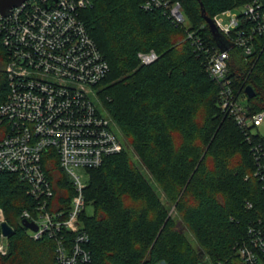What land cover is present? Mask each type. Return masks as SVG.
I'll list each match as a JSON object with an SVG mask.
<instances>
[{"label":"trees","instance_id":"trees-1","mask_svg":"<svg viewBox=\"0 0 264 264\" xmlns=\"http://www.w3.org/2000/svg\"><path fill=\"white\" fill-rule=\"evenodd\" d=\"M90 1L81 15L109 65L98 97L122 149L85 174L80 220L89 237L87 264H243L234 247L249 222L264 217V189L253 176L245 135L221 112L219 85L187 34L197 31L215 44L204 16L249 0H179L186 26L160 10H142V0ZM258 43L254 56L231 49L227 62L250 114L264 110V37ZM149 51L157 60L140 65L137 53ZM5 60L0 46V105ZM5 132L0 125V140ZM254 139L264 145V133ZM44 159L54 193L50 209L66 212L74 187L52 153ZM26 190L16 176L0 172V211L13 230L0 264H53V240H33L21 225L22 211L34 207Z\"/></svg>","mask_w":264,"mask_h":264},{"label":"built area","instance_id":"built-area-1","mask_svg":"<svg viewBox=\"0 0 264 264\" xmlns=\"http://www.w3.org/2000/svg\"><path fill=\"white\" fill-rule=\"evenodd\" d=\"M89 7L90 0H26L8 16L0 15L7 82L0 105V125L6 127L0 140V172L27 185L26 195L34 207L23 210L20 220L35 224L36 231L27 229L33 240H53V264L90 262L89 237L80 220L86 207L85 174L122 149L116 123L98 97L109 65L82 18ZM140 8L160 10L174 25H187L179 0H142ZM220 16H227V21L219 20ZM211 21L231 45L229 49L220 51L194 30L188 32L187 40L203 58L208 76L219 85L221 112L232 117L245 135L253 176L264 189V145L254 139L264 133L260 131L264 110L249 113L246 99L233 89L227 68L231 49L240 50L246 59L256 54L258 40L264 37V0L223 10ZM157 58L154 51L137 53L143 66ZM49 153L74 187L66 212L50 209L54 193L44 171V156ZM246 206L252 208L250 203ZM6 251V239L0 235V255ZM234 253L243 264H264V217L249 222L245 239L237 243Z\"/></svg>","mask_w":264,"mask_h":264},{"label":"water","instance_id":"water-1","mask_svg":"<svg viewBox=\"0 0 264 264\" xmlns=\"http://www.w3.org/2000/svg\"><path fill=\"white\" fill-rule=\"evenodd\" d=\"M26 0H0V15L2 17H6L10 14V11L13 8H18L22 3H24ZM203 13V11H202ZM204 21L208 27V30L215 42V45L219 48L220 51H225L231 47V45L223 38V36L218 32L216 27L214 26L213 22L211 19L207 18L204 16ZM244 93L247 96L248 99H251L254 97V90L247 86L244 89ZM21 225L25 229H29L31 231H36V226L35 224L28 222L26 220L21 221ZM0 230H1V236L5 239L10 237L13 234L12 228L7 225L6 222H1L0 223Z\"/></svg>","mask_w":264,"mask_h":264},{"label":"rangeland","instance_id":"rangeland-1","mask_svg":"<svg viewBox=\"0 0 264 264\" xmlns=\"http://www.w3.org/2000/svg\"><path fill=\"white\" fill-rule=\"evenodd\" d=\"M235 11L233 10L232 11V13H234ZM227 16H220V17H218V19L219 20H222V21H224V23H225V21H227ZM241 98H243L242 96H241ZM264 130V128L262 127V128H260V131H263ZM0 136H1V133H0ZM88 210V209H87ZM3 218H4V216H3ZM207 259V258H206ZM159 264H164V263H159Z\"/></svg>","mask_w":264,"mask_h":264}]
</instances>
